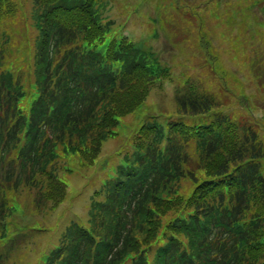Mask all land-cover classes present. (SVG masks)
I'll return each mask as SVG.
<instances>
[{"label": "trees", "instance_id": "trees-1", "mask_svg": "<svg viewBox=\"0 0 264 264\" xmlns=\"http://www.w3.org/2000/svg\"><path fill=\"white\" fill-rule=\"evenodd\" d=\"M33 1L42 51L62 46L72 49L75 67L69 77L76 82L77 94L65 88L67 97L59 100L43 93L32 109L29 131L44 139L48 155L56 156V147L63 145L88 161L106 138L115 135L119 118L143 105L156 68L132 47L123 55L91 50L106 36L100 18L102 7L95 0ZM15 12L10 0H0V20L12 18ZM69 57L66 53L64 60ZM0 76H4L0 78V165H4L17 139L13 125L24 121L17 101L26 93L18 88L19 78L1 64ZM223 80L225 84L231 81ZM212 103L211 97L198 92H183L178 98L180 113L203 114L215 107ZM234 124L227 117L208 128L188 130L170 125L163 129L149 122L137 130L138 136L131 135L135 150L126 160L134 166L123 169L117 180L105 185L104 215L94 212L104 205L93 206L95 220L103 222L109 232L99 240L110 236L117 244L105 264H134L140 252L159 254L165 245L175 251L162 259L164 264H264V190H244V182L252 185L260 178L259 171L255 165L236 164L244 159L245 145L232 151L222 146L236 138ZM240 128L246 129V139L254 132L252 127ZM166 133L168 159L162 152ZM190 152L199 153L203 165L193 167ZM182 181L194 187L190 197L175 189ZM236 186L246 194L237 195L233 191Z\"/></svg>", "mask_w": 264, "mask_h": 264}, {"label": "rangeland", "instance_id": "rangeland-1", "mask_svg": "<svg viewBox=\"0 0 264 264\" xmlns=\"http://www.w3.org/2000/svg\"><path fill=\"white\" fill-rule=\"evenodd\" d=\"M15 2L19 3L18 0H14ZM106 0L107 3H111L115 9L112 12V17L115 21V25H113V32L115 34H119L123 29H125L127 26H132L134 28L138 29V32L136 36L131 32V29L128 28V32L133 35V40L138 45H143L144 38L152 37L154 34H156L158 27H163L162 23L166 19L167 22L171 21L172 26L168 28L165 31V35H167L168 38L170 37V32L172 30H175L176 24L179 25L178 33L176 34V39L180 40L184 46H189L190 44H195L199 38L200 35L206 34V28L200 27V21L199 16L193 17L188 11L189 14V20H186L184 18H181L176 24L174 22V16L178 14L180 11H177L173 8V4L175 0H163V4L158 6L155 11V18H149L145 23H142V19H146L145 16H142L138 10H136L137 7H140V4L142 2H145L147 0ZM197 4L207 2L208 0H195ZM227 0H222V3L225 5ZM148 10H151L150 5L147 8ZM116 12V13H114ZM202 16V13L199 12ZM263 18V17H262ZM154 21V23L152 22ZM217 21V20H216ZM220 27H216V29L213 31L212 34H208V37L214 42L215 50L212 53L211 56L206 55L204 56L202 54L199 55L198 59L196 60V64L199 65L203 61L204 63H211L209 59H214L216 55L217 49H222L223 43L221 41V35H220ZM3 30L9 32L11 35V43L12 46H14L17 50L11 53H17L20 54L22 51L25 53H29L30 50L34 48V38L36 33L32 30L27 31H21L17 28H10L8 25L3 26ZM138 37V38H137ZM229 37H232L233 40H229ZM264 40V33L262 35ZM110 36H108L107 42L110 40ZM227 39V50H223V65L227 67L231 72L233 73V76L230 78V85H232L235 80L239 79L242 83L243 91H240V95H246L249 98L253 99V109L252 111V119L253 121H256L257 123L264 124V105L261 106V104L264 102V88L262 89V95L260 97H254L255 95H259V90L253 81L250 79L246 81L249 78V73L246 70V59L247 55L239 50L231 49L232 46H236L237 42L239 40L238 31L237 28L234 29H228L226 31V37ZM188 39V41H186ZM140 40V41H139ZM223 41L225 43V39L223 37ZM190 43V44H189ZM242 43V42H241ZM240 43V44H241ZM156 46L163 52L165 60H170V55L173 54L174 47L170 45V43L167 41L164 35H161V38L154 42V46ZM245 45V44H244ZM193 50V49H191ZM179 53V51H178ZM190 65V64H188ZM211 67V65H209ZM261 66H264L262 63ZM212 68V67H211ZM259 75L261 76V73L263 69H258ZM226 72H229L226 69ZM229 80H226V82ZM152 91V90H151ZM156 93V90H153V94ZM153 102L152 96L150 95L148 99V103ZM232 108V107H231ZM151 112H155L158 115H168L163 112H157L155 111V107H150ZM144 117L141 116L140 122H143ZM138 125L137 121V115H129L126 117H123L120 121V124L117 127L118 135L115 138H111L105 141L103 152L95 165V167L87 172H85L81 177L76 179L77 183V191L75 195L73 196L74 202L77 204H83L85 201V194H78L81 190H86L91 192L93 189H95V184H98L99 182L105 180L108 176L113 174V171L118 163L121 161L120 157L115 155V150L117 147H120V145L123 143V140L126 139L129 134L131 133V129ZM69 204V202H68ZM79 213L82 211L81 208L76 209ZM54 220L59 223H65L69 220L70 215L67 213L66 210H63L61 212H57L53 215ZM59 233V229H57V234Z\"/></svg>", "mask_w": 264, "mask_h": 264}]
</instances>
